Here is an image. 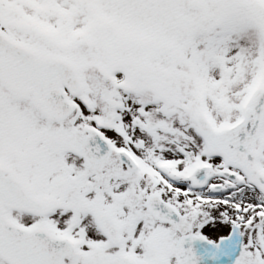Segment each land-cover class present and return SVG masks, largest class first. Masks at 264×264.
Here are the masks:
<instances>
[{"label":"snow or ice","instance_id":"1","mask_svg":"<svg viewBox=\"0 0 264 264\" xmlns=\"http://www.w3.org/2000/svg\"><path fill=\"white\" fill-rule=\"evenodd\" d=\"M0 264H264V0H0Z\"/></svg>","mask_w":264,"mask_h":264}]
</instances>
